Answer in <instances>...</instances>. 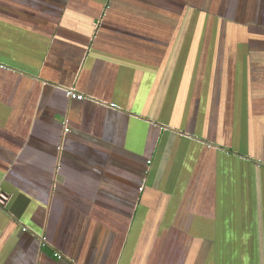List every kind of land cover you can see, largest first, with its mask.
Listing matches in <instances>:
<instances>
[{"label": "crops", "instance_id": "crops-1", "mask_svg": "<svg viewBox=\"0 0 264 264\" xmlns=\"http://www.w3.org/2000/svg\"><path fill=\"white\" fill-rule=\"evenodd\" d=\"M0 64V264H264V0H0Z\"/></svg>", "mask_w": 264, "mask_h": 264}, {"label": "rangeland", "instance_id": "rangeland-1", "mask_svg": "<svg viewBox=\"0 0 264 264\" xmlns=\"http://www.w3.org/2000/svg\"><path fill=\"white\" fill-rule=\"evenodd\" d=\"M181 126H183V124H181ZM180 126V127H181ZM190 132H192V133H197L196 132V130L195 129H190V128H187ZM183 145V144H182ZM162 155V156H161ZM163 157V154H161L160 153V156H159V159H161ZM156 169H157V167H155L153 170H152V173H151V175H150V178H149V181H148V183H147V198H151L152 197V199L153 198H155V194L153 195L152 193H151V191H155V190H157V188H158V184L157 183H155V182H153L152 180H151V177L153 176V175H156ZM153 178V177H152ZM207 196V195H206ZM207 198L208 199H210L208 196H207ZM192 229V228H191ZM192 231H193V229H192ZM207 249H208V251L211 249V246H208L207 245ZM213 257L211 258V259H208V260H206V262H205V264H213ZM190 263L191 264H193V261H190ZM203 264H204V262H203Z\"/></svg>", "mask_w": 264, "mask_h": 264}, {"label": "built area", "instance_id": "built-area-1", "mask_svg": "<svg viewBox=\"0 0 264 264\" xmlns=\"http://www.w3.org/2000/svg\"><path fill=\"white\" fill-rule=\"evenodd\" d=\"M0 67H4L2 64H0ZM68 94L71 98H82V95L77 94L76 92H74V90H69ZM8 197L5 195V193L3 192L2 189H0V204L4 205L7 201H8ZM26 228H24L25 230ZM44 239V238H43ZM43 246L46 245L45 239L44 241H42Z\"/></svg>", "mask_w": 264, "mask_h": 264}, {"label": "trees", "instance_id": "trees-1", "mask_svg": "<svg viewBox=\"0 0 264 264\" xmlns=\"http://www.w3.org/2000/svg\"><path fill=\"white\" fill-rule=\"evenodd\" d=\"M213 7L210 5H205L202 9H200L201 12H206V13H213ZM205 8V9H204Z\"/></svg>", "mask_w": 264, "mask_h": 264}, {"label": "bare ground", "instance_id": "bare-ground-1", "mask_svg": "<svg viewBox=\"0 0 264 264\" xmlns=\"http://www.w3.org/2000/svg\"><path fill=\"white\" fill-rule=\"evenodd\" d=\"M5 195L7 196V194L5 193ZM8 197V196H7Z\"/></svg>", "mask_w": 264, "mask_h": 264}]
</instances>
